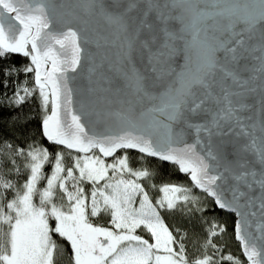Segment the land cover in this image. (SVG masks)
I'll use <instances>...</instances> for the list:
<instances>
[{
    "label": "snow or ice",
    "instance_id": "6c2138e0",
    "mask_svg": "<svg viewBox=\"0 0 264 264\" xmlns=\"http://www.w3.org/2000/svg\"><path fill=\"white\" fill-rule=\"evenodd\" d=\"M13 53L34 85L8 104L37 95L42 135L63 150L0 144V264H54V235L71 264H243L215 242L223 226L190 258L188 233L165 223L204 211L193 188L235 213L247 264H264V0H0V59ZM127 150L192 187L146 186L154 173ZM101 212L110 227L92 223Z\"/></svg>",
    "mask_w": 264,
    "mask_h": 264
},
{
    "label": "trees",
    "instance_id": "16d2710c",
    "mask_svg": "<svg viewBox=\"0 0 264 264\" xmlns=\"http://www.w3.org/2000/svg\"><path fill=\"white\" fill-rule=\"evenodd\" d=\"M30 63V58L18 55L13 56L9 54L6 58L0 59V144L7 141L12 143L14 147L26 148L28 144L36 143L41 147L47 148L49 152L54 153L57 150L63 149L49 145L43 139L41 132L43 111L40 108L38 96L34 95L28 98L19 107L8 104V100L14 96L18 86L32 87L34 85V73L23 71ZM127 152L131 168L135 170L146 167L154 173L147 181L143 179L140 181L146 186L148 183H151L157 187L163 184L192 187L187 177L185 175L181 176L175 167L152 159L145 158L141 160L140 154L131 151ZM65 157V161L69 164L70 161L67 159L66 151ZM44 171L45 173L50 172L48 165L45 166ZM85 190H88V185L85 186ZM149 193L153 202L158 194H161L152 189H149ZM192 194L200 197L202 202L201 207L204 209L203 212L196 213L191 218L183 216L179 212L162 213L165 223L169 226L170 230L174 231V234L176 228L188 233L190 258L198 254L195 249L199 247V242L205 238L204 229L211 222H215L226 229L222 237H217L215 242L224 245L223 251L225 254L230 252L233 256H238L243 261V264H246L243 255L240 253L239 244L235 241L233 215L217 210L213 201L199 191L193 189ZM50 223L54 226V222L50 221ZM138 234L144 235V238H149L142 229L138 230ZM54 239L58 245L54 254V264H71L72 252L70 251L68 242L55 235ZM193 240L197 241L195 246L192 243Z\"/></svg>",
    "mask_w": 264,
    "mask_h": 264
},
{
    "label": "water",
    "instance_id": "95a60500",
    "mask_svg": "<svg viewBox=\"0 0 264 264\" xmlns=\"http://www.w3.org/2000/svg\"><path fill=\"white\" fill-rule=\"evenodd\" d=\"M93 50H95L94 49V46H93ZM10 55H18V56H23L22 54H17V53H13V54H10ZM181 62H182V60H181ZM86 86V81H84V80H82V79H80V80H77V81H73L72 82V87H74V88H83V87H85ZM90 98L88 97V95L86 94V93H84V92H78L75 96H74V100L77 102V106H78V104H79V102H81V101H84V102H87L88 100H89ZM118 107V104H116L115 102L111 105V106H105V105H97L96 106V110L97 111H99L100 112V114H101V118H104V116H105V114L108 112V111H111V110H114L115 108H117ZM91 119L92 120H95V119H97V117L95 116V115H93L92 117H91ZM41 132H42V123H41ZM43 136V135H42ZM43 139H44V141L46 142V143H48L49 145H51L48 141H47V139L43 136ZM56 147H59V148H61L62 149V147L61 146H56ZM120 151H124V150H119L118 152H120ZM127 151H131V152H134V153H137V154H140L139 152H138V150H127ZM110 158H112V157H108V158H106V159H110ZM148 158H151V157H148ZM152 158H154V157H152ZM155 159H157V160H159L158 158H155ZM160 161V160H159ZM161 162V161H160ZM164 163H166V164H170V165H172V163L171 162H167V161H164ZM176 169H177V167H176ZM178 170V169H177ZM182 176L183 175H187V174H184V173H181V172H179ZM188 176V175H187ZM188 180H189V182L191 183V180H190V178L188 177ZM192 185V184H191ZM195 189V188H194ZM197 191H199V192H201L202 193V191L201 190H199V189H196ZM204 194V193H203ZM206 195V194H205ZM211 201H213L212 200V198H210V197H208ZM213 203H214V201H213ZM215 205V204H214ZM215 207H216V209L217 210H220V211H224L225 213H227V214H229L230 212H227L226 210H221V209H219L216 205H215ZM230 214H232L233 215V217H234V222H235V225H236V222H237V220H238V217L235 215V213H230ZM234 233H235V226H234ZM235 241H236V239H235ZM237 243H238V241H236ZM239 244V243H238ZM239 247H240V245H239ZM240 253L242 254V252H241V249H240ZM243 258H244V256H243ZM244 260H245V263L247 264V261H246V259L244 258Z\"/></svg>",
    "mask_w": 264,
    "mask_h": 264
},
{
    "label": "rangeland",
    "instance_id": "374dc122",
    "mask_svg": "<svg viewBox=\"0 0 264 264\" xmlns=\"http://www.w3.org/2000/svg\"><path fill=\"white\" fill-rule=\"evenodd\" d=\"M49 110H50V108H49ZM50 112V111H49ZM54 146V145H53ZM59 148V147H58ZM61 149V148H60ZM123 151H120V152H117V155H119V154H121ZM140 155H142V154H140ZM106 161L107 162H111L112 161V158H110V159H106ZM65 163H66V165L68 164L66 161H65ZM180 174V173H179ZM181 175V174H180ZM182 176V175H181ZM186 177H187V180H188V176L187 175H185ZM189 181V180H188ZM191 184V183H190ZM192 186V185H191ZM194 189V188H193ZM89 190H90V185H88V190L86 191V193L87 192H89ZM194 190H196V189H194ZM197 191V190H196ZM201 193V192H200ZM203 194V193H202ZM161 194H158V196L157 197H159ZM205 195V194H204ZM156 197V198H157ZM37 203H38V200H37ZM102 214V215H101ZM101 214L100 215H98L97 217H90V219H91V221H92V223H94V224H96V225H100V226H103V227H110L111 225H110V223H109V221H110V216L109 215H106V214H104L103 212H101ZM234 226H235V223H234ZM139 230V229H138ZM138 230H137V233H138ZM149 237V236H148ZM146 239H150V238H146ZM151 242V241H150ZM240 248V247H239ZM70 249H71V246H70ZM71 251V250H70ZM188 251H189V249H188ZM189 257H190V251H189Z\"/></svg>",
    "mask_w": 264,
    "mask_h": 264
},
{
    "label": "bare ground",
    "instance_id": "6f19581e",
    "mask_svg": "<svg viewBox=\"0 0 264 264\" xmlns=\"http://www.w3.org/2000/svg\"><path fill=\"white\" fill-rule=\"evenodd\" d=\"M33 84H34V81H33ZM145 158H146V159H149V160L152 159V160H155V161H157V162H160L159 160H157V159H155V158H152V157H151V158L145 157ZM160 163H161V162H160ZM162 163L165 164V165H168V166H171V167L173 166V167L176 168V166H174L173 164L170 165V164H166V163H164V162H162Z\"/></svg>",
    "mask_w": 264,
    "mask_h": 264
}]
</instances>
